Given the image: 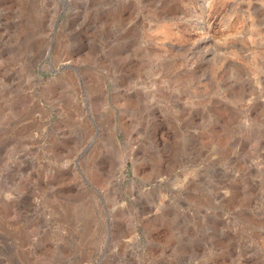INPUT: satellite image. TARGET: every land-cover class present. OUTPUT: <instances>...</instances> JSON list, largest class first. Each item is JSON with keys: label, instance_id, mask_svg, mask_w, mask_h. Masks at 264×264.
Returning <instances> with one entry per match:
<instances>
[{"label": "rangeland", "instance_id": "374dc122", "mask_svg": "<svg viewBox=\"0 0 264 264\" xmlns=\"http://www.w3.org/2000/svg\"><path fill=\"white\" fill-rule=\"evenodd\" d=\"M40 2L0 0V264H264V0Z\"/></svg>", "mask_w": 264, "mask_h": 264}, {"label": "bare ground", "instance_id": "6f19581e", "mask_svg": "<svg viewBox=\"0 0 264 264\" xmlns=\"http://www.w3.org/2000/svg\"><path fill=\"white\" fill-rule=\"evenodd\" d=\"M41 1V0H40ZM43 2H44V0H43ZM42 2V3H43ZM41 3V2H40ZM41 3V4H42ZM40 4V5H41ZM35 47V46H34ZM44 53L45 54H47V52H45V50H44ZM36 59V58H35ZM37 61L35 60L34 62L33 61H31V62H29V63H27L28 65H27V69H29L30 71H29V74H28V78H30V79H32V80H34V81H36V82H39L40 81V78H38L36 75H35V73L33 72V68L35 67V63H36ZM26 70V69H25ZM95 87H99L100 86V84H95L94 85ZM98 93V96L100 97V98H103L104 97V95H103V93H102V91L100 90L99 92H97ZM96 93V94H97ZM66 236V235H65ZM84 246V245H83Z\"/></svg>", "mask_w": 264, "mask_h": 264}]
</instances>
